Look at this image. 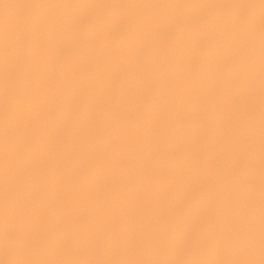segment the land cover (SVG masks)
I'll return each mask as SVG.
<instances>
[{
    "label": "bare ground",
    "instance_id": "1",
    "mask_svg": "<svg viewBox=\"0 0 264 264\" xmlns=\"http://www.w3.org/2000/svg\"><path fill=\"white\" fill-rule=\"evenodd\" d=\"M9 225L0 264H264V0H0Z\"/></svg>",
    "mask_w": 264,
    "mask_h": 264
},
{
    "label": "clouds",
    "instance_id": "2",
    "mask_svg": "<svg viewBox=\"0 0 264 264\" xmlns=\"http://www.w3.org/2000/svg\"><path fill=\"white\" fill-rule=\"evenodd\" d=\"M13 94V88L9 85V96ZM31 249V242L18 235L12 227L6 226L3 233L0 234V252L6 259H13L26 255Z\"/></svg>",
    "mask_w": 264,
    "mask_h": 264
}]
</instances>
